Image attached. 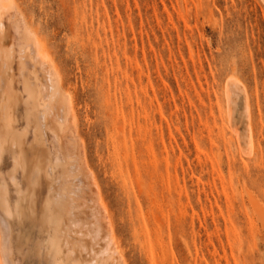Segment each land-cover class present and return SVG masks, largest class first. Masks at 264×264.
Masks as SVG:
<instances>
[{
	"label": "rangeland",
	"instance_id": "rangeland-1",
	"mask_svg": "<svg viewBox=\"0 0 264 264\" xmlns=\"http://www.w3.org/2000/svg\"><path fill=\"white\" fill-rule=\"evenodd\" d=\"M17 2L74 98L85 161L127 264H264L263 2ZM230 76L250 91L256 155L238 157L227 145L220 92ZM235 92L238 109L245 102ZM8 144L0 173L14 166ZM70 170L51 189L66 195L73 181L84 185ZM33 255L23 264H42Z\"/></svg>",
	"mask_w": 264,
	"mask_h": 264
},
{
	"label": "bare ground",
	"instance_id": "bare-ground-1",
	"mask_svg": "<svg viewBox=\"0 0 264 264\" xmlns=\"http://www.w3.org/2000/svg\"><path fill=\"white\" fill-rule=\"evenodd\" d=\"M261 1L264 4V0ZM0 40V63L3 65L0 68L11 71L10 76H7L8 71H3L0 78V156L7 143L18 149L30 146L26 154L22 150L19 152L22 155L14 148L16 153H10V163L14 166L5 163L7 166L3 165V173H0L4 178L7 176L6 179L9 177V181L0 178V261L23 264L24 255L33 253L42 264H127L110 214L85 161L74 98L65 87L44 41L22 13L17 0H0ZM232 77H227L220 92L222 122L229 132L227 145L238 157L256 155L257 131L254 109L249 102L250 91L233 82ZM235 91L245 102L238 109L240 103L236 102L232 108L230 102V94L236 101L239 98L234 96ZM14 97L22 104L20 109L17 107L20 111L15 110L19 113V118H15L17 127H12L15 123L12 122L13 111L9 112ZM51 113L59 119L56 123L63 142L54 130ZM33 151L37 155L32 157ZM41 161L47 181L45 177L42 180V172L38 170ZM6 167L11 173L4 171ZM67 168L76 169V173L70 170L73 176L83 177L86 182L81 185L80 178L74 179L68 193L61 195L53 190L51 179L54 177L53 182H60L57 173ZM65 175L64 182H67L68 175ZM40 180L43 189L41 183L39 186ZM250 199L248 196L249 203ZM253 203L252 199L250 205ZM18 221L23 224L22 229L14 225ZM32 229L39 233L33 235Z\"/></svg>",
	"mask_w": 264,
	"mask_h": 264
},
{
	"label": "snow or ice",
	"instance_id": "snow-or-ice-1",
	"mask_svg": "<svg viewBox=\"0 0 264 264\" xmlns=\"http://www.w3.org/2000/svg\"><path fill=\"white\" fill-rule=\"evenodd\" d=\"M0 264H4V261H0Z\"/></svg>",
	"mask_w": 264,
	"mask_h": 264
}]
</instances>
